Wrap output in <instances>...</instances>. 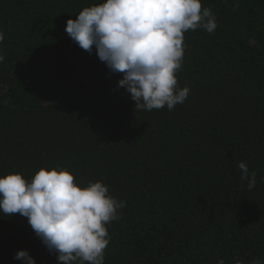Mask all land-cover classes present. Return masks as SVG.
<instances>
[{"label": "trees", "instance_id": "trees-1", "mask_svg": "<svg viewBox=\"0 0 264 264\" xmlns=\"http://www.w3.org/2000/svg\"><path fill=\"white\" fill-rule=\"evenodd\" d=\"M103 2L0 0V177L56 168L108 186L125 207L104 264H264V0H201L218 26L184 34L190 94L171 111H136L123 74L66 33ZM22 250L59 264L26 217L0 213V264Z\"/></svg>", "mask_w": 264, "mask_h": 264}, {"label": "clouds", "instance_id": "clouds-1", "mask_svg": "<svg viewBox=\"0 0 264 264\" xmlns=\"http://www.w3.org/2000/svg\"><path fill=\"white\" fill-rule=\"evenodd\" d=\"M216 17L201 0H104L68 20L66 33L89 54H96L113 74H123L118 87L135 101L136 111L173 110L186 101L188 87L179 88L184 34L203 28L213 33ZM4 33L0 31V43ZM0 55V63L4 62ZM249 190L256 185L244 162L238 164ZM125 203L97 181L82 187L67 169L41 168L29 182L22 174L0 177V213L26 217L36 236L57 255L59 264H104L110 236L107 224L119 220ZM15 259L36 264L27 251ZM218 264H225L223 259ZM236 264H242L237 259ZM253 264H262L260 260Z\"/></svg>", "mask_w": 264, "mask_h": 264}]
</instances>
